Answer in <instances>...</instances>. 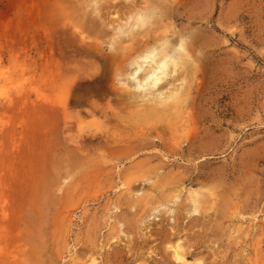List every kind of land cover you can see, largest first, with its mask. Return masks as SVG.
I'll return each mask as SVG.
<instances>
[{"label": "rangeland", "instance_id": "obj_1", "mask_svg": "<svg viewBox=\"0 0 264 264\" xmlns=\"http://www.w3.org/2000/svg\"><path fill=\"white\" fill-rule=\"evenodd\" d=\"M82 1L0 0V264H264V0H169L198 67L168 106L123 97ZM144 3L102 2L100 40Z\"/></svg>", "mask_w": 264, "mask_h": 264}, {"label": "bare ground", "instance_id": "obj_2", "mask_svg": "<svg viewBox=\"0 0 264 264\" xmlns=\"http://www.w3.org/2000/svg\"><path fill=\"white\" fill-rule=\"evenodd\" d=\"M104 1L83 0L82 4L77 2L81 5L77 12L80 24L71 26L74 36L81 41H89L91 45L108 42L115 56H124L125 65L118 69L117 77L124 79L119 89L123 91V97H127L131 102L154 106L183 104L189 95L183 84L198 65L184 38L174 42L166 36L158 35L161 27L167 25L163 18L174 10L173 1L145 0L143 5L129 8L127 19L114 25L110 33H105L109 35L108 38L100 40L96 32L100 33L105 24L101 13ZM136 43L139 46L135 47ZM107 61L108 59L104 58L102 73L108 65ZM75 83L76 85L71 84L67 88L68 92L72 91L71 97L63 100L61 104H82L78 91L83 84L79 81ZM159 115L163 116L162 113ZM208 197L214 200V205L219 198L214 192L206 193L201 187L191 190V212L203 209ZM168 247L173 249L174 257L183 264L203 263L202 258L188 262L189 252L181 241ZM90 264H96L95 260Z\"/></svg>", "mask_w": 264, "mask_h": 264}]
</instances>
